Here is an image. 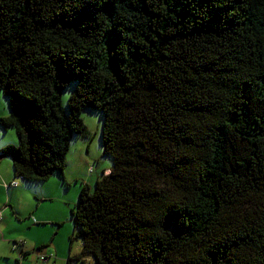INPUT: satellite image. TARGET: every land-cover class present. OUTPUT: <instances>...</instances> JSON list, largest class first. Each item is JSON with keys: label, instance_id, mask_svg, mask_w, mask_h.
<instances>
[{"label": "trees", "instance_id": "16d2710c", "mask_svg": "<svg viewBox=\"0 0 264 264\" xmlns=\"http://www.w3.org/2000/svg\"><path fill=\"white\" fill-rule=\"evenodd\" d=\"M0 92L24 182L69 186L101 116L70 261L264 264V0H0Z\"/></svg>", "mask_w": 264, "mask_h": 264}, {"label": "rangeland", "instance_id": "374dc122", "mask_svg": "<svg viewBox=\"0 0 264 264\" xmlns=\"http://www.w3.org/2000/svg\"><path fill=\"white\" fill-rule=\"evenodd\" d=\"M75 85L72 82L64 89V101ZM8 115V99L0 92V118ZM82 116L91 135L88 140L76 139L70 145L65 171L72 178L69 186H65L57 175L43 182L15 179L11 157L0 153L2 169L9 168L13 181L23 185L6 191L0 187V264H82L69 260L80 253L82 246L80 240H71L75 232L71 210L78 203L84 182L81 180L89 177V184L93 187L103 170L112 166L111 159L103 155L100 143V114L83 112ZM17 145L15 129L0 127V152L5 147ZM86 145L90 147L89 153L86 152ZM80 148L84 149L79 151ZM41 247H44L43 251L39 250ZM25 252L30 254L23 258ZM40 256L47 257L49 261L40 260ZM83 260V264H94L90 255L84 256Z\"/></svg>", "mask_w": 264, "mask_h": 264}, {"label": "crops", "instance_id": "0c3cea01", "mask_svg": "<svg viewBox=\"0 0 264 264\" xmlns=\"http://www.w3.org/2000/svg\"><path fill=\"white\" fill-rule=\"evenodd\" d=\"M84 141V140H82ZM86 152L89 153L90 152V147L88 145H86ZM84 149V148H83ZM82 148L79 149V151H82L83 150ZM97 161V159H95ZM68 162L67 161V166H68ZM0 165H1V162H0ZM67 169V167H66ZM65 169V171H66ZM71 169V168H70ZM106 170V173H109V169H104ZM65 176H66V180L69 184H71V177L68 176V174L65 172ZM78 178H75V180H77ZM7 181V182H4ZM13 181V178H12V172L10 171L9 168H6V169H2V167L0 166V187L3 188L5 191L8 190V189H18L20 187H23L22 184L19 183V185L17 187H9L7 185H9L11 182ZM81 181H84L85 183H88L89 184V177L86 179V180H81ZM13 209V208H12ZM49 261V260H48ZM84 262V260H83ZM46 264H50L49 262H47Z\"/></svg>", "mask_w": 264, "mask_h": 264}, {"label": "built area", "instance_id": "2783aa9c", "mask_svg": "<svg viewBox=\"0 0 264 264\" xmlns=\"http://www.w3.org/2000/svg\"><path fill=\"white\" fill-rule=\"evenodd\" d=\"M19 185V183H18V181H12L9 185H7V186H9V187H17ZM40 260H42V261H47V260H49V259H47V257H45V256H40Z\"/></svg>", "mask_w": 264, "mask_h": 264}]
</instances>
